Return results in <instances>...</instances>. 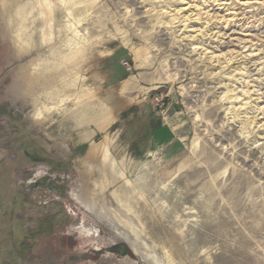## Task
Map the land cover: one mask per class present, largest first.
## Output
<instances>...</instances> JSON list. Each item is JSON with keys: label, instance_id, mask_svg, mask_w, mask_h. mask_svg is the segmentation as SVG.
Instances as JSON below:
<instances>
[{"label": "rangeland", "instance_id": "1", "mask_svg": "<svg viewBox=\"0 0 264 264\" xmlns=\"http://www.w3.org/2000/svg\"><path fill=\"white\" fill-rule=\"evenodd\" d=\"M0 50L18 258L264 264V0H0Z\"/></svg>", "mask_w": 264, "mask_h": 264}, {"label": "crops", "instance_id": "2", "mask_svg": "<svg viewBox=\"0 0 264 264\" xmlns=\"http://www.w3.org/2000/svg\"><path fill=\"white\" fill-rule=\"evenodd\" d=\"M16 60L15 52L14 50H10L6 52L5 54L1 53L0 50V120L2 118V109L4 107L5 99H4V93L3 92V86L4 84V78L11 74L12 71L6 72V65L10 62ZM129 75H127L125 78L118 76V81H122L126 79ZM143 106V105H142ZM145 107V106H144ZM144 109V108H143ZM146 109H144L145 111ZM148 110V108H147ZM150 112V109L148 110ZM147 111V112H148ZM153 113V112H152ZM155 116H157V113H153ZM115 121H113L111 124H113ZM168 127V123H165L162 119L160 122V125L153 129L152 135L150 137L154 138V136L164 128ZM89 137V136H87ZM4 166L2 167L0 165V174L2 171H4ZM1 177V176H0ZM5 184L1 183L0 178V264H27L23 259L18 258V239H22V233H18L16 229V223L15 221L11 220V216L8 215V211L10 209L9 205L11 204V200L6 199V189ZM14 188H12L13 190ZM7 198V197H6ZM21 242V241H20Z\"/></svg>", "mask_w": 264, "mask_h": 264}, {"label": "trees", "instance_id": "3", "mask_svg": "<svg viewBox=\"0 0 264 264\" xmlns=\"http://www.w3.org/2000/svg\"><path fill=\"white\" fill-rule=\"evenodd\" d=\"M137 114H140L139 119H137V121L139 122V130L145 129V137H147V135H149L154 128L160 125V119L152 112L139 111Z\"/></svg>", "mask_w": 264, "mask_h": 264}, {"label": "bare ground", "instance_id": "4", "mask_svg": "<svg viewBox=\"0 0 264 264\" xmlns=\"http://www.w3.org/2000/svg\"><path fill=\"white\" fill-rule=\"evenodd\" d=\"M93 147V146H92ZM94 149H95V147L94 148H90L89 150H88V155H90V154H92V153H94ZM98 149V148H97ZM98 151V150H97ZM81 203H83V204H85L86 205V199L84 198V197H78L77 198ZM87 232H89V231H85V234H88Z\"/></svg>", "mask_w": 264, "mask_h": 264}, {"label": "built area", "instance_id": "5", "mask_svg": "<svg viewBox=\"0 0 264 264\" xmlns=\"http://www.w3.org/2000/svg\"><path fill=\"white\" fill-rule=\"evenodd\" d=\"M127 64L126 62H124V65ZM155 106L156 108H159L161 109L163 106H164V100L163 98H158V97H155Z\"/></svg>", "mask_w": 264, "mask_h": 264}, {"label": "flooded vegetation", "instance_id": "6", "mask_svg": "<svg viewBox=\"0 0 264 264\" xmlns=\"http://www.w3.org/2000/svg\"><path fill=\"white\" fill-rule=\"evenodd\" d=\"M117 250H118L119 253L122 251L121 245L118 246V249Z\"/></svg>", "mask_w": 264, "mask_h": 264}]
</instances>
